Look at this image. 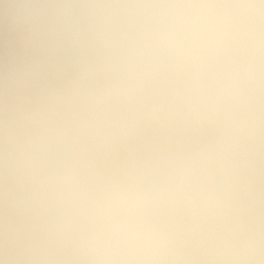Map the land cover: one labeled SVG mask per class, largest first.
Masks as SVG:
<instances>
[{"label": "clouds", "instance_id": "9594fccd", "mask_svg": "<svg viewBox=\"0 0 264 264\" xmlns=\"http://www.w3.org/2000/svg\"><path fill=\"white\" fill-rule=\"evenodd\" d=\"M0 264H264V0H0Z\"/></svg>", "mask_w": 264, "mask_h": 264}]
</instances>
